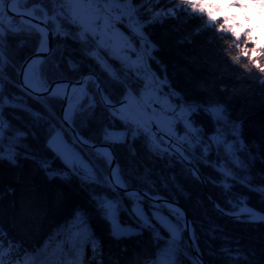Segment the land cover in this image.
Instances as JSON below:
<instances>
[{"label":"snow or ice","instance_id":"1","mask_svg":"<svg viewBox=\"0 0 264 264\" xmlns=\"http://www.w3.org/2000/svg\"><path fill=\"white\" fill-rule=\"evenodd\" d=\"M29 3L51 7L19 6ZM224 5L225 0H0V163L6 161L19 167L21 159L30 160L49 181L77 179L89 191L95 210L109 223L114 239L140 236L147 230L157 251L150 257L136 256L130 264H184L185 260L188 264H204V253L199 248L196 229L183 209L156 190L155 183L148 179L149 169L140 175L138 169L122 168L113 152L116 144H125L135 156L133 142L143 137L151 155L166 160L169 167L180 163L201 183L206 178L199 165L213 168L220 178L207 179L221 189L228 205L223 208L214 204L217 211L244 224L264 225V170L255 175L252 172L257 161L264 165V146L245 142L243 122L232 120L225 105L188 100L172 87L166 74L161 77L153 71L151 63L160 62L155 55L159 45L151 39L149 26L166 20L179 21L181 16L186 17L185 23L203 18L190 35L178 42L191 44L195 37L212 29V38L224 39L235 64H241L242 57L247 58L241 66L250 73L256 69L260 73L256 83L264 89V41L255 37L259 21L253 19V15H264V0H249L247 5L233 0L226 8ZM5 16L9 21L7 29ZM17 18L29 26V33L33 29L39 33L33 56L23 61L15 59L6 39L15 38L14 34L20 31ZM118 24L130 34L121 31ZM50 33L60 38L57 48L49 47ZM68 40L79 45L81 56L95 61L107 79L127 85L120 101H113L106 77L92 65L84 74L83 59L64 56ZM24 43L21 38L20 46ZM58 50L60 60L55 58ZM233 50L236 55H231ZM64 59L71 72L80 73L78 78L70 79L62 70ZM50 65L55 66V75H49ZM129 80L139 84L138 91L128 84ZM53 100L64 102L62 111H57ZM99 107L108 111L113 128L114 119H119L124 130L115 132L104 125L100 143H96L82 135L80 128L88 126V119ZM201 113L212 121L211 133L194 119ZM41 143L43 153L34 147ZM213 155L216 158L209 159ZM57 161L63 167L56 166ZM171 179L175 181L174 176ZM257 179L259 183L254 182ZM133 180L148 187H135ZM237 185L256 194L261 207L251 206L247 195L235 192ZM163 186L167 188V182ZM173 186L183 191L178 184ZM3 196L0 193V199ZM121 212L131 216L135 227L120 222ZM88 219L87 209L76 208L69 221L57 228L59 235L68 237L60 245V253L69 244L76 252L70 264H82L78 250L85 243H92L94 254L99 247ZM224 239L226 243L219 252L209 255L225 264H251L238 242L233 246L227 237ZM50 244L51 237L43 248L29 250L22 240L9 235L0 222V264H38ZM21 255L25 256L23 262ZM53 264H57L55 259Z\"/></svg>","mask_w":264,"mask_h":264},{"label":"trees","instance_id":"2","mask_svg":"<svg viewBox=\"0 0 264 264\" xmlns=\"http://www.w3.org/2000/svg\"><path fill=\"white\" fill-rule=\"evenodd\" d=\"M38 6L39 8L51 7V5L42 4ZM202 19L198 18L185 23L186 17L181 16L179 21L166 20L163 24L149 26L151 39L159 45V51L155 55L160 63L151 62L153 71L161 77L166 74L172 87L188 100L201 103L211 101L225 105L232 120L243 122L242 136L245 142L249 146L257 144L264 146V89H261L255 80L260 73L254 68L251 73L245 71L241 65L247 63L246 57H242L241 64H235L230 58L224 39L212 38V29L195 37L191 44L178 42L186 34L190 35ZM253 19L259 21L254 35L257 40L264 41V15H253ZM19 27L24 36L29 33L28 25L19 24ZM66 27L70 28L71 25H66ZM125 28L122 27L123 31L130 34ZM32 33L37 46L39 33L34 29ZM215 35L224 34L215 33ZM6 39L11 44L15 59L23 61L31 54V51L22 52L15 42L16 37L15 39L6 37ZM59 40V37L54 39L53 48H57ZM67 43L69 47L64 50V56L83 59L82 73L89 72V65H92L97 73L106 77V84L110 86L109 91L113 101H120L127 85L107 79V74L100 72L95 61L81 56L79 45L71 40ZM249 46L255 45L250 44ZM236 54L235 50L231 52V55ZM55 58L60 60L59 50ZM112 63L116 64L114 61ZM61 68L70 79H76L80 75L68 69L66 59L61 61ZM55 74V66L50 65L49 75ZM128 84L137 91L139 90V84L135 81L129 80ZM53 103L59 111L61 101L53 100ZM194 119L198 124L203 125L207 132L213 131L212 121L203 113L195 116ZM104 125H108L111 130H124V125L119 119H114L113 128L109 124V113L105 108L99 107L95 115L88 119V126L81 127L80 131L85 137L100 143ZM133 146L136 150L135 156L131 155L125 144L113 146L121 167L129 170L138 169L140 175L144 174L145 168L149 169L148 179L155 183L156 190L167 199L184 207L196 229L199 248L204 253L203 259L207 264H225L216 256L209 255L213 251L219 252L222 245L226 243L224 237H227L233 246L238 242L248 254L251 264H264V225L252 226L235 221L215 211L212 207L208 195L215 204L218 203L223 208L228 207L221 189L207 179L218 180L220 178L213 168L204 164L199 165L201 175L206 178L204 189L201 183L194 179L180 163L174 162V166L169 167L166 160L151 155L143 142V137L134 141ZM34 147H39L43 153L42 143ZM253 150L255 151V148ZM48 155L50 156V153ZM215 158L214 155L209 157V159ZM56 166L63 167L59 161L56 162ZM260 170H264V165L257 161L252 169L253 175ZM173 176L175 181L171 179ZM163 182H167V188L163 186ZM254 182L259 183L260 181L257 179ZM174 183L178 184L183 191H178L173 186ZM133 185L139 188L148 187L136 180H133ZM9 189L12 191L9 192ZM234 191L247 195L251 206L261 207L256 194L248 192L240 185H237ZM0 193L4 194L3 199H0V222L3 223L9 235L22 240L29 250L43 248L51 237L48 251L42 253L38 264H53L54 259L57 264H70L76 252L69 244L67 250L60 253V245L67 241L68 237L66 234L59 235L57 228L69 221L76 208L88 210L91 232L99 241L95 254L91 242L85 243L83 248L78 250V261L82 264H101V262L102 264H114L115 261H119V264H130L136 256L150 257L157 251L153 238L147 230L140 236L114 239L111 236L109 223L95 210L89 191L77 179L73 178L71 182L59 179L49 181L44 172L30 160L21 159L19 167H12L6 161L0 163ZM125 203L127 204V201ZM144 207L147 210L148 205L145 204ZM120 222L123 225L135 227L133 219L125 212L120 213ZM213 228H216L215 233L212 232ZM73 235H76L75 230ZM28 259L31 260L32 257L29 256ZM20 260L23 262L25 256L21 255ZM184 264L188 262L185 260Z\"/></svg>","mask_w":264,"mask_h":264},{"label":"flooded vegetation","instance_id":"3","mask_svg":"<svg viewBox=\"0 0 264 264\" xmlns=\"http://www.w3.org/2000/svg\"><path fill=\"white\" fill-rule=\"evenodd\" d=\"M19 6L21 8H28V9H36L37 8V9H40L39 6H38V4H31V3L27 4V6L26 5L24 6V4H23V6H21V4ZM3 20H4L5 29H7L8 28V24H9V21L7 19V16H5ZM16 23H17V25H19V24L27 25L26 23H24L23 21L19 20L18 18L16 20ZM20 34H22L21 31H18V32H16L14 34L15 37H16V39L15 38L14 39H15V42L17 43V45L21 48V50H22L23 53H27L29 51H31L30 53H33L35 51L36 47H38V45L36 46V44L34 43L35 40H34L33 33H27L25 36L23 34L21 36ZM21 38H23L24 41H25V43L23 44V46H20V40H21ZM54 39L55 38L53 37V41H54ZM52 48H53V43H52ZM77 59H80V58H77ZM86 73H88V72H86ZM180 130L183 131L182 128Z\"/></svg>","mask_w":264,"mask_h":264},{"label":"water","instance_id":"4","mask_svg":"<svg viewBox=\"0 0 264 264\" xmlns=\"http://www.w3.org/2000/svg\"><path fill=\"white\" fill-rule=\"evenodd\" d=\"M7 19H8V17H7ZM36 23H41L40 21H36ZM52 43H53V36L51 35V33L49 34V37H48V44H49V47L50 48H52ZM35 52V51H34ZM34 52L33 53H31L30 55H28L25 59H27V58H29V57H31V56H33V54H34ZM41 55H44L43 53H41ZM24 59V60H25ZM85 74H87V73H85ZM63 105H64V102L62 101V104H61V107H60V109H59V111H62V109H63ZM112 131H115V130H112ZM115 132H120V131H115ZM114 152V151H113ZM114 155H115V153H114ZM115 157H116V155H115ZM116 160H117V157H116ZM201 183V182H200ZM201 185L203 186V188L205 189V185H204V183H201ZM208 198H209V200H210V202H211V205H212V207L214 208V210L215 211H217V209L214 207V204H215V202H214V200L208 195ZM170 200V199H169ZM170 201H172V200H170ZM177 203V202H176ZM178 204V206L181 208V209H183V211L185 212V214H186V217H187V219L190 221V217H189V215H188V213H187V211L184 209V207L183 206H181L179 203H177ZM218 212V211H217ZM224 216H226V215H224ZM226 217H229V216H226ZM231 218V217H230ZM111 231V230H110ZM186 234V236H187V233H185ZM111 236H112V234H111ZM113 237V236H112ZM131 237H134V236H131ZM131 237H124V238H121V239H128V238H131ZM193 255H195V253H193ZM204 264H207L205 261H204Z\"/></svg>","mask_w":264,"mask_h":264},{"label":"rangeland","instance_id":"5","mask_svg":"<svg viewBox=\"0 0 264 264\" xmlns=\"http://www.w3.org/2000/svg\"><path fill=\"white\" fill-rule=\"evenodd\" d=\"M117 27H119V28L121 29V31H123L122 27L125 28L124 25H119V24L117 25ZM125 29H126V28H125ZM124 32H125V31H124ZM113 61L118 65V62H117V61H115V60H113ZM135 83H136V82H135ZM136 84H137V83H136ZM107 112H108V111H107ZM115 131H121V130H115Z\"/></svg>","mask_w":264,"mask_h":264},{"label":"bare ground","instance_id":"6","mask_svg":"<svg viewBox=\"0 0 264 264\" xmlns=\"http://www.w3.org/2000/svg\"><path fill=\"white\" fill-rule=\"evenodd\" d=\"M61 104H62V101H61ZM61 104H60V107H61ZM60 109V108H59Z\"/></svg>","mask_w":264,"mask_h":264}]
</instances>
